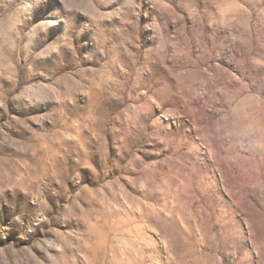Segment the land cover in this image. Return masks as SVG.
Listing matches in <instances>:
<instances>
[{"label": "rangeland", "instance_id": "1", "mask_svg": "<svg viewBox=\"0 0 264 264\" xmlns=\"http://www.w3.org/2000/svg\"><path fill=\"white\" fill-rule=\"evenodd\" d=\"M0 264H264V0H0Z\"/></svg>", "mask_w": 264, "mask_h": 264}, {"label": "clouds", "instance_id": "2", "mask_svg": "<svg viewBox=\"0 0 264 264\" xmlns=\"http://www.w3.org/2000/svg\"><path fill=\"white\" fill-rule=\"evenodd\" d=\"M7 30V29H6Z\"/></svg>", "mask_w": 264, "mask_h": 264}]
</instances>
